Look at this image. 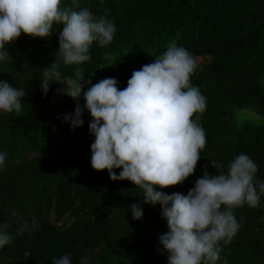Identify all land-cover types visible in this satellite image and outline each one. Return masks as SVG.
Listing matches in <instances>:
<instances>
[{
    "label": "trees",
    "instance_id": "obj_1",
    "mask_svg": "<svg viewBox=\"0 0 264 264\" xmlns=\"http://www.w3.org/2000/svg\"><path fill=\"white\" fill-rule=\"evenodd\" d=\"M61 6L71 7L70 0ZM80 6L106 16L116 32L107 46L93 43L88 62L61 61L62 76L80 68L85 81L105 75L122 89L134 70L172 43L203 59L190 83L206 98L204 112L192 117L199 115L206 144L194 173L162 191L187 195L204 171L217 174L211 160L222 161L226 171L241 153L257 164L255 179L264 181V126L234 117L235 110L264 117V0H81ZM54 29L46 39L21 33L6 46L11 57L0 62V79L26 92L21 112H0V152L6 153L0 225L13 237L0 249V264H52L65 254L73 264L85 256L89 264H167L168 254L158 251L159 236L168 231L160 206L143 204L142 190L131 182L93 170L86 147L94 140L90 114L85 110L83 125L72 129L63 117L77 102L56 91L64 86L54 83L42 93V68L55 61L62 26ZM131 53L133 63L127 62ZM132 204L143 207L142 220L132 219ZM233 211L241 227L229 244L221 242L218 264H264V196L256 207Z\"/></svg>",
    "mask_w": 264,
    "mask_h": 264
},
{
    "label": "clouds",
    "instance_id": "obj_2",
    "mask_svg": "<svg viewBox=\"0 0 264 264\" xmlns=\"http://www.w3.org/2000/svg\"><path fill=\"white\" fill-rule=\"evenodd\" d=\"M70 3L71 7H62V0H0V62L11 57L7 47L21 33L46 39L54 25L62 26L55 61L42 68V93L46 96L54 83L64 86L56 91L77 102L74 113L63 117L72 129L83 125L85 110L90 114L93 170H107L112 181L131 182L142 190L143 204L160 206L168 231L159 236L158 251L168 254L167 264H218L221 242L229 244L241 227L233 210L245 204L256 207L264 196V181L255 179L257 164L241 153L224 171L222 161L211 160L217 174L204 171L187 195L162 191L194 173L206 144L199 115L192 119L206 108V98L190 83L198 67L196 58L172 43L152 63L134 70L122 89L112 77L85 82L80 68L74 76H62L61 61L64 65L88 62L93 43L107 46L116 32L111 20L94 16L80 6L81 0ZM85 83L90 85L86 90ZM25 96V90L0 79V112H21ZM5 159L6 153L0 152V168ZM115 169H120L118 175ZM129 210L133 220H142L141 204H132ZM6 228L0 225V249L13 239ZM52 264H73V259L65 254ZM78 264H89L88 257H81Z\"/></svg>",
    "mask_w": 264,
    "mask_h": 264
},
{
    "label": "rangeland",
    "instance_id": "obj_3",
    "mask_svg": "<svg viewBox=\"0 0 264 264\" xmlns=\"http://www.w3.org/2000/svg\"><path fill=\"white\" fill-rule=\"evenodd\" d=\"M134 58H135V55L133 53H131L129 55V58H128L127 62L133 63L134 62ZM196 61H197V64H200L201 62H203V59L202 58H196ZM103 78H105V75H100V76H98L96 78L91 79L90 81L94 84V83L98 82L99 80H101ZM89 86L90 85L85 83L84 90H86ZM81 95H83V93ZM234 117H235V120L238 123L247 122V123H250V124H253V125H257V126H264V117L258 116V115L252 113L249 110H235L234 111ZM58 133L59 132L57 131V132H55L54 135L57 137ZM90 145L91 144H89V145L87 144L86 145V147L88 148L89 152H90Z\"/></svg>",
    "mask_w": 264,
    "mask_h": 264
}]
</instances>
